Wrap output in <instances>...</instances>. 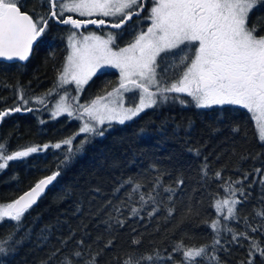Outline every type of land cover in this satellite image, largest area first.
<instances>
[{
	"label": "snow or ice",
	"instance_id": "snow-or-ice-1",
	"mask_svg": "<svg viewBox=\"0 0 264 264\" xmlns=\"http://www.w3.org/2000/svg\"><path fill=\"white\" fill-rule=\"evenodd\" d=\"M147 2L44 0L42 7L46 6L47 11L41 14L35 9L22 11V0H0V58L4 60L27 61L50 24L69 26L65 63L58 71L53 87L43 95L33 97H26L21 90L17 97L20 104L0 110V120L22 110H44L53 120L66 115L80 121L74 136L56 143L27 146L9 153L7 145L0 142V172L9 166V162L23 160L31 154L46 152L49 148L65 150L56 171L39 179L19 198L8 203L0 202V224L7 221L18 230L25 213L57 180L61 175V165H66L80 146L95 136H103L114 123L123 125L161 104L178 103L198 109L238 106L247 111L259 142L264 144V17H257L250 23L251 13L256 7L264 6V0H151L150 7L146 8ZM133 17L138 19L130 33L132 39L121 47L118 40L123 39L122 30ZM89 25L116 31L103 35L79 31H87ZM106 68L119 71L118 84L111 91L102 90L104 94L81 103L80 94L84 86ZM68 85H74L72 90L76 95H71ZM126 93H133L128 97L130 106H125ZM53 98L56 102L49 109ZM30 103L39 104L41 108L28 107ZM39 122L45 123L43 120ZM232 131L239 132L240 129L233 128ZM77 136L80 140L74 146ZM196 154L199 155L198 150ZM208 169L205 163L200 170L202 179L208 177ZM152 171L157 172L154 178L150 174H142V178L128 177L122 181L113 190V195L123 189V197L117 196L119 203L116 204L108 200L104 208L111 206L112 212L120 217L125 215L126 209L128 218L142 220L141 212L150 208L146 215L152 218L163 207L167 217H172L176 211L174 197L185 181L177 178L174 185L165 184L163 173L158 172L155 165ZM253 174L259 179L254 178L245 186L244 181ZM212 178L221 182L219 187L224 195L215 194L213 203L209 205L214 209L215 218L202 221L211 232V244L189 246L184 238H180L172 244L171 251L163 250L167 255L153 249L151 253H133L122 264H225L218 255L220 251H227L222 244L221 233L230 235L228 243L239 244L240 238L249 241L248 259L241 264H255L257 257L260 264H264V246L249 234H264V194L252 212L255 225L249 223L247 216H240V206L250 195L246 189L253 184L264 186V169L254 168L251 173H245L243 179H225L221 171H216ZM100 191L95 189L96 193ZM188 211L192 213L191 206ZM108 215L109 220L116 219L120 227L125 225L124 219H118L112 213ZM194 215L199 216L200 213L195 212ZM240 219L249 231H238L230 226ZM21 243L15 238V232L0 236V264H4L3 258L13 254ZM131 243L139 245L141 240L134 237ZM78 244L83 245L84 241H78ZM112 245L113 241L109 240L104 247ZM55 255L53 252L49 259ZM72 255L79 258L82 252L75 251ZM96 256L85 260L84 264H97ZM42 264H48V261ZM60 264L80 262L65 256Z\"/></svg>",
	"mask_w": 264,
	"mask_h": 264
},
{
	"label": "trees",
	"instance_id": "trees-1",
	"mask_svg": "<svg viewBox=\"0 0 264 264\" xmlns=\"http://www.w3.org/2000/svg\"><path fill=\"white\" fill-rule=\"evenodd\" d=\"M22 4L24 11L35 9L41 14L47 11L46 6L42 7L44 0H22ZM150 4L151 0H148L146 8ZM257 17H264V6L253 10L250 23ZM137 19L133 17L127 26ZM68 28L50 24L43 40L34 46L29 59L23 63L0 61V72L5 74L4 77L0 76V110L18 106L20 101L17 97L21 90L26 97H33L41 96L53 87L57 73L65 62ZM90 28L97 27L89 25ZM117 84L116 72H102L87 87L88 95L94 99L104 94L102 90L111 91ZM55 102L56 98H53L49 109ZM28 107L41 108L33 103ZM40 120L45 123L41 124ZM76 128L77 125L68 117L53 120L44 110H22L0 120L2 136L5 140L13 141L14 148H25L55 138H70L74 136ZM233 128L240 131L233 132ZM79 140L77 136L74 146ZM64 155L62 148L57 155L59 162L56 163L55 157L52 160L48 157V169L56 171ZM205 163L209 166V174L202 179L200 170ZM153 165L163 173L165 184L174 185L177 178L185 181L174 197L176 211L172 217H167L163 207L152 218L146 215L150 208L141 212L142 220L128 218L126 209L125 215L120 217L112 212L111 206L104 208L108 200L119 203L117 196L122 198L124 190L116 196L113 190L128 177L142 178V174H150L154 178L157 172L152 171ZM257 167L264 169V144L259 142L254 123L246 110L238 106L198 109L178 103L148 109L123 125L114 123L103 136H95L80 146L72 159L66 165H61V175L57 180L25 213L18 230L7 221L0 224V236L15 232V238L22 242L13 254L3 258L4 264H42L43 261L60 264L65 256L84 264L85 260H90L98 252L97 264H122L133 253L139 255L158 249L167 255L163 250L167 248L171 251L172 244L180 238H184L189 246L211 244V232L202 221L215 218L214 209L209 205L213 203L215 194L224 195L219 187L221 182L212 178L214 173L221 171L225 179H243L245 173H251ZM254 178L259 179L255 174L250 175L244 185ZM15 180L23 186L25 177L20 174ZM97 188L101 190L99 193L95 192ZM246 191L250 195L240 206V216H247L249 223L255 225L252 212L259 206L264 186L253 184ZM189 206L192 213L188 211ZM195 212L200 215H194ZM109 213L124 219L125 225L120 227L116 219L109 220ZM230 226L238 231H249L243 219L238 223L232 222ZM249 234L264 246V234ZM134 237L141 240L139 245L131 243ZM221 237L227 251H220L218 255L225 264L247 261L249 241L240 238L239 244L228 243L229 234L221 233ZM81 240L84 241L83 245L78 244ZM109 240L113 241L112 247H104ZM75 251H81L82 257L72 255ZM53 252L56 255L49 259ZM176 258L179 259V256ZM255 264H260L259 257Z\"/></svg>",
	"mask_w": 264,
	"mask_h": 264
},
{
	"label": "flooded vegetation",
	"instance_id": "flooded-vegetation-1",
	"mask_svg": "<svg viewBox=\"0 0 264 264\" xmlns=\"http://www.w3.org/2000/svg\"><path fill=\"white\" fill-rule=\"evenodd\" d=\"M136 24H137V20H135L129 26H126L123 32H125L128 35H131L130 33L132 32ZM136 30H138V28ZM4 75L5 74H3V72H0V76L4 77ZM2 135H3V131L0 130V142H3L7 145L9 153L15 150L23 149V148H14V146L12 145L13 141L5 140ZM59 141H61V138L58 140L55 138V140H51V141H39L38 144L36 145L52 144ZM60 152L61 149L56 150L49 148L46 152L34 153L31 154L29 157L24 158L23 160L9 162V166L5 170L0 172V202L8 203L17 199L21 194L28 191L31 188V186H33L36 182H38L39 179L44 178V176L46 175H50L53 171L51 168L48 169L47 167V158L49 157L50 160H52V157H55L57 163V161L59 162L60 160V158L57 156L60 154ZM20 174H23V176L25 177L23 186L19 185L21 184L19 183V181H17L19 179L15 180L16 176L18 177Z\"/></svg>",
	"mask_w": 264,
	"mask_h": 264
},
{
	"label": "rangeland",
	"instance_id": "rangeland-1",
	"mask_svg": "<svg viewBox=\"0 0 264 264\" xmlns=\"http://www.w3.org/2000/svg\"><path fill=\"white\" fill-rule=\"evenodd\" d=\"M72 15H74L75 16V14H72ZM105 19H109V18H105ZM143 26V25H142ZM92 27H94L93 25H92ZM69 29V28H68ZM79 31H81V32H84V34H88V32H96V34H98V35H103V34H105L106 32H109V31H116V30H114V29H98V28H90V29H87V31H85V30H82V29H80ZM138 31V30H137ZM68 34H69V32H68ZM68 36V35H67ZM132 39V36H130V35H128V34H126L125 32H123V39L122 40H118V43H119V45L121 46V47H123V46H125L130 40ZM67 55V54H66ZM65 63V62H64ZM106 71H113V72H116L117 73V83H118V81H119V71L117 70V69H113V68H106V69H103V70H101V71H99L97 74H100V73H102V72H106ZM96 74V75H97ZM95 75V76H96ZM94 76V77H95ZM93 77V78H94ZM93 78L89 81V83L87 84V85H85L84 86V91L80 94V102L81 103H87V102H89L90 100H92L91 99V97H89V95H88V91H87V87L89 86V84L91 83V81L93 80ZM68 88H69V90H70V92H71V95H76V93H75V91H73L72 89L74 88V85H68L67 86ZM133 95V93H126L125 94V106H130V104H129V101H128V97H130V96H132ZM137 102H138V100H137ZM55 104V103H54ZM168 104V103H167ZM162 105H165V104H161L160 106H162ZM159 107V106H158ZM141 114H143V113H141ZM140 114V115H141ZM139 115V116H140ZM64 116H66V115H64ZM61 117H63V116H61ZM67 117V116H66ZM60 118V117H59ZM71 122H73L74 124H76L77 125V128H76V131H75V133H74V135L78 132V130H79V126H80V121H77V120H75V119H70V118H68ZM129 122V121H128Z\"/></svg>",
	"mask_w": 264,
	"mask_h": 264
},
{
	"label": "water",
	"instance_id": "water-1",
	"mask_svg": "<svg viewBox=\"0 0 264 264\" xmlns=\"http://www.w3.org/2000/svg\"><path fill=\"white\" fill-rule=\"evenodd\" d=\"M22 11H24V10H22ZM31 55V54H30ZM0 61H7V60H4L3 58H0ZM10 62H25V61H10ZM51 186V185H50ZM50 186H48V188L50 187ZM48 188L46 189V190H48ZM30 190V189H29ZM28 190V191H29ZM22 195V194H21ZM19 198V197H18Z\"/></svg>",
	"mask_w": 264,
	"mask_h": 264
}]
</instances>
